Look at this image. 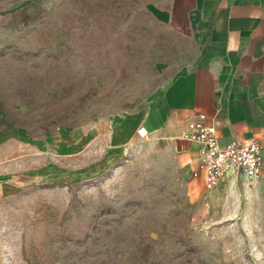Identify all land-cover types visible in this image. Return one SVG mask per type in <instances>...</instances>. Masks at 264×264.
Instances as JSON below:
<instances>
[{
	"label": "rangeland",
	"instance_id": "obj_1",
	"mask_svg": "<svg viewBox=\"0 0 264 264\" xmlns=\"http://www.w3.org/2000/svg\"><path fill=\"white\" fill-rule=\"evenodd\" d=\"M163 5L0 0V264H264V170L207 190L111 147L194 54Z\"/></svg>",
	"mask_w": 264,
	"mask_h": 264
},
{
	"label": "crops",
	"instance_id": "obj_2",
	"mask_svg": "<svg viewBox=\"0 0 264 264\" xmlns=\"http://www.w3.org/2000/svg\"><path fill=\"white\" fill-rule=\"evenodd\" d=\"M156 1L170 2L161 14L189 34L194 54L133 118L116 120L114 152L149 136L166 149L174 170L189 169L192 178L199 144L187 132L199 113L215 124L220 142L264 148V0Z\"/></svg>",
	"mask_w": 264,
	"mask_h": 264
},
{
	"label": "built area",
	"instance_id": "obj_3",
	"mask_svg": "<svg viewBox=\"0 0 264 264\" xmlns=\"http://www.w3.org/2000/svg\"><path fill=\"white\" fill-rule=\"evenodd\" d=\"M187 138L199 144L198 162L191 176L201 178L207 190L220 186L231 175L248 183L261 178L264 148L259 142H220L215 124L207 123L203 113L188 124Z\"/></svg>",
	"mask_w": 264,
	"mask_h": 264
}]
</instances>
